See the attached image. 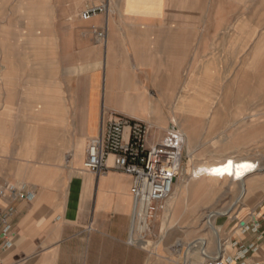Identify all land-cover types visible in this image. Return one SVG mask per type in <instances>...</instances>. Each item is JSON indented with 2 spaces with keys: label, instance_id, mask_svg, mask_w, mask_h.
<instances>
[{
  "label": "crops",
  "instance_id": "1",
  "mask_svg": "<svg viewBox=\"0 0 264 264\" xmlns=\"http://www.w3.org/2000/svg\"><path fill=\"white\" fill-rule=\"evenodd\" d=\"M101 3L108 12L85 21L76 36L79 63L92 71L77 79L69 117L62 95L51 106L44 91L35 111L27 89L20 102L26 112L15 114L17 89L14 95L0 83V185L31 194L22 201L0 198V208L13 209L14 227L0 264H171L164 244L155 254L129 244L133 179L86 171V149L103 116L128 115L146 123L141 119L154 113L149 122H156L163 98L177 94L178 81L206 72L208 46L221 43L219 5L214 0H94L92 5ZM92 28H106L105 42L97 41ZM152 136L157 139L158 133ZM250 216L241 223L235 256L264 263V204Z\"/></svg>",
  "mask_w": 264,
  "mask_h": 264
},
{
  "label": "rangeland",
  "instance_id": "2",
  "mask_svg": "<svg viewBox=\"0 0 264 264\" xmlns=\"http://www.w3.org/2000/svg\"><path fill=\"white\" fill-rule=\"evenodd\" d=\"M78 1L0 0V83L14 95L17 89L15 114L26 112L20 104L26 89L35 103L47 92L51 106L62 95L67 117L74 109L77 79L92 71L79 63L81 54L75 51L76 36L84 30L80 15L94 0H80L77 6ZM215 1L221 25L216 37L221 43L208 46V67L202 76L178 81L177 94L163 98L161 114L167 123L151 133H158L157 140L171 127L184 134L172 120L189 111L184 117L193 141L190 146L185 142L178 180L190 181L195 167L203 163L236 156L255 161L259 171L246 180L247 185L223 176L212 182L204 179L197 184L201 192L187 197L179 211L168 202L145 249L155 254L164 244L171 252V264H201L203 258H216L221 242H230L228 254L235 256L233 245L242 236L241 223L251 220L252 211L264 204V0ZM214 20L211 15L210 21ZM37 107L36 103L35 111ZM152 116L141 120L150 125ZM248 188L251 192L244 195ZM209 212L227 213L212 217L220 239L207 224Z\"/></svg>",
  "mask_w": 264,
  "mask_h": 264
},
{
  "label": "built area",
  "instance_id": "3",
  "mask_svg": "<svg viewBox=\"0 0 264 264\" xmlns=\"http://www.w3.org/2000/svg\"><path fill=\"white\" fill-rule=\"evenodd\" d=\"M108 12L107 3L85 8L82 21ZM97 41L105 42L106 28H92ZM99 134L91 138L86 149L84 169L101 176L115 171L131 176L133 200L132 226L129 244L148 247L156 219L166 212L180 178L183 164V149L186 137L176 127L168 128L161 140L153 141L149 124L127 117H102ZM24 200L31 197L27 191H19L12 185H0V198ZM13 209L0 208V253L7 250L14 236L10 216ZM91 227L89 228V230ZM251 248L245 251L246 255ZM255 252V250L253 249ZM201 264H264L247 263L244 256L223 255L207 259Z\"/></svg>",
  "mask_w": 264,
  "mask_h": 264
},
{
  "label": "bare ground",
  "instance_id": "4",
  "mask_svg": "<svg viewBox=\"0 0 264 264\" xmlns=\"http://www.w3.org/2000/svg\"><path fill=\"white\" fill-rule=\"evenodd\" d=\"M190 110V109H189ZM187 114L189 113L186 112ZM187 114H178L179 117H175L173 121V125L176 126H182L184 129V136L186 137L187 146H190L193 138L191 137L192 129L187 126L186 118L184 117ZM176 116V114H175ZM133 117V116H132ZM156 122H151L150 127L155 128L158 127L161 130L165 128V124L167 121H165V118L162 114H157L155 117ZM259 168L255 161L248 160L246 158H243L242 156H236L234 158H224L220 159L218 161L214 162H207L203 163L202 165L196 166L195 171L193 172V177L190 181H181L177 180L174 184V190L173 194L171 196V201L174 205V208H176V211H179L181 208L182 202L186 200L187 197H192L198 195V193L201 192V190L197 187V184L199 182H202L204 179L212 182L217 180L219 177L223 176L227 180H230L232 183H240V184H246V180L250 178L252 175H255L258 173ZM182 179V178H181ZM247 185V184H246ZM251 192V189L248 188L245 190L244 195L249 194ZM170 205V204H169ZM172 205V206H173ZM210 213V212H209ZM227 213H218L216 215L213 213H210L206 218L208 219V225L214 230L217 237H221L219 228H216L212 223V217L213 216H219V215H226ZM206 243L205 241H202V244ZM218 243V241L216 242ZM213 244V243H212ZM181 245L179 244L178 247ZM218 247V246H217ZM230 247V242H226L225 244L220 243V249H218V255H229L228 249ZM217 249V248H216ZM202 256V255H201ZM203 258V256H202ZM207 259H215V258H203V263Z\"/></svg>",
  "mask_w": 264,
  "mask_h": 264
}]
</instances>
